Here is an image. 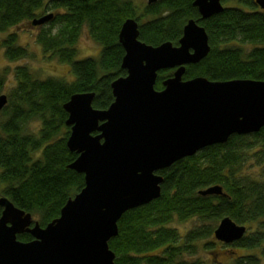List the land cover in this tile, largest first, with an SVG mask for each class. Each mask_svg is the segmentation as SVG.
<instances>
[{"label": "trees", "instance_id": "trees-1", "mask_svg": "<svg viewBox=\"0 0 264 264\" xmlns=\"http://www.w3.org/2000/svg\"><path fill=\"white\" fill-rule=\"evenodd\" d=\"M255 1L221 0L223 11L203 19L194 0H156L143 6L133 0H0V33L29 24L38 30L36 42L43 54L68 64L73 77L38 79L26 66L15 69L16 85L0 113V198H8L45 227L83 189L84 176L68 168L77 155L67 147L71 129L63 105L77 93H94L92 106L97 110L114 102L111 84L126 76L118 36L127 19L138 22L139 39L152 46L178 45L189 20L205 29L210 52L186 67L184 80L264 81V10ZM50 14L51 19L34 25ZM84 29L100 53L76 60ZM0 49L10 62L31 57L16 32L0 40ZM173 72L158 73L156 90L163 89ZM5 85L2 72L0 95ZM34 122L39 123L36 131L29 128ZM250 166L260 168L259 174H248ZM158 174L164 180L161 196L126 212L118 222V235L109 242L115 264H203L192 259L203 241L206 251L226 259L210 264H262L254 252L264 256V127L250 135H233ZM213 186H220L223 194H200ZM226 217L246 227L244 236L230 244L213 236ZM192 219L201 225L183 235L171 226ZM17 238L32 240L30 234Z\"/></svg>", "mask_w": 264, "mask_h": 264}, {"label": "water", "instance_id": "water-1", "mask_svg": "<svg viewBox=\"0 0 264 264\" xmlns=\"http://www.w3.org/2000/svg\"><path fill=\"white\" fill-rule=\"evenodd\" d=\"M255 3L264 10V0ZM193 5L203 19L224 9L221 0H194ZM118 37L126 76L111 84L114 102L97 110L94 93H77L63 105L71 129L67 147L77 155L68 168L84 176L83 189L45 227L1 197L0 264H115L109 242L118 235V222L126 212L161 196L159 171L233 135L264 127V81L183 79L186 67L210 52L208 35L194 20L184 26L178 45L142 42L134 19L122 24ZM165 70L174 72L156 90L158 73ZM7 104L8 97L0 95V113ZM200 194L223 191L213 186ZM245 233L246 227L226 217L213 236L230 244ZM21 234L32 240L19 241Z\"/></svg>", "mask_w": 264, "mask_h": 264}, {"label": "rangeland", "instance_id": "rangeland-1", "mask_svg": "<svg viewBox=\"0 0 264 264\" xmlns=\"http://www.w3.org/2000/svg\"><path fill=\"white\" fill-rule=\"evenodd\" d=\"M136 4L147 3V0H133ZM16 32L18 34V43L20 46L28 49L31 57L28 59H22L20 61L10 62L4 56L3 49H0V73H5L6 85L1 94L9 95L10 90L15 87L16 81L14 77V71L17 67L26 66L33 73V75L38 79L46 78H59L67 81L72 80V74L70 66L66 63L60 62L57 58L45 56L42 52L41 47L36 42V34L38 30L31 27L29 24H23L20 27L10 29L8 32L0 33V40H3L8 33ZM251 46H247L250 49ZM78 56L76 60L84 59L87 57H97L100 53V46L90 37L87 29H84L78 42H77ZM30 130L36 131L39 128V123L34 122L29 125ZM248 174L257 175L259 174L260 168L256 166H250L246 170ZM219 224V223H218ZM218 224L215 226H218ZM201 225V222L197 219H192L187 222L174 221L172 227L176 228L182 235L188 230ZM214 229V230H215ZM208 240L206 242H209ZM214 241V240H212ZM200 243V248L197 254L192 258L193 260H199L203 264H210L211 262L218 261L225 262V257L218 256L209 251H206L202 244ZM219 249V245L216 246ZM238 253H242L241 251ZM258 257L262 258V264H264V256L262 257L260 251H255Z\"/></svg>", "mask_w": 264, "mask_h": 264}]
</instances>
